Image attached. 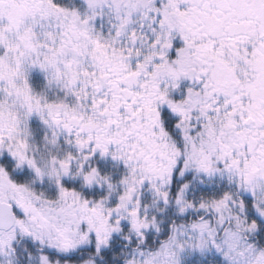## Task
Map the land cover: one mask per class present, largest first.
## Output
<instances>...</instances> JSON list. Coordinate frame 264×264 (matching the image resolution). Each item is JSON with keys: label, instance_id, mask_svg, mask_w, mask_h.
I'll list each match as a JSON object with an SVG mask.
<instances>
[{"label": "snow or ice", "instance_id": "1", "mask_svg": "<svg viewBox=\"0 0 264 264\" xmlns=\"http://www.w3.org/2000/svg\"><path fill=\"white\" fill-rule=\"evenodd\" d=\"M0 264H264V0H0Z\"/></svg>", "mask_w": 264, "mask_h": 264}]
</instances>
